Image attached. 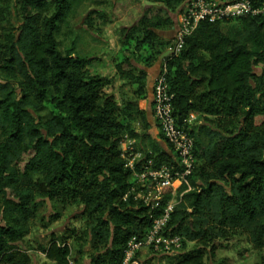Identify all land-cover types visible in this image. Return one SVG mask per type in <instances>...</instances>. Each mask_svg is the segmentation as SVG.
<instances>
[{
	"label": "trees",
	"instance_id": "trees-1",
	"mask_svg": "<svg viewBox=\"0 0 264 264\" xmlns=\"http://www.w3.org/2000/svg\"><path fill=\"white\" fill-rule=\"evenodd\" d=\"M85 1L0 0V264L33 262L19 243L37 220L48 228L62 219L61 211L42 214L49 204L82 206L76 218L83 226L50 233L37 248L48 264H122L129 241L142 239L173 199L169 188L156 208L146 201L150 180L140 174L181 165L163 133L151 135L140 101L148 97L147 69L176 46L156 31L176 28L172 14L185 0H154L160 6L144 8L124 33L116 72L135 91L122 104L108 90L110 78L91 72L96 59L78 53L76 40L62 48V25ZM91 1L107 10L90 12L88 27L125 14L121 0ZM12 7L17 22L7 30ZM131 55L145 67L135 66ZM163 63L174 116L193 137L195 154L191 188L177 190L166 230L181 236L182 251L164 255L167 264L213 262L216 242L238 230L253 231L263 245L264 16L200 22L181 52ZM126 137L151 140L152 150H143L133 167L122 149Z\"/></svg>",
	"mask_w": 264,
	"mask_h": 264
},
{
	"label": "rangeland",
	"instance_id": "rangeland-1",
	"mask_svg": "<svg viewBox=\"0 0 264 264\" xmlns=\"http://www.w3.org/2000/svg\"><path fill=\"white\" fill-rule=\"evenodd\" d=\"M10 2L11 5H13L15 0H10ZM152 4L160 6V4L155 3L154 0H121L120 7L125 10V14L121 17L120 21L113 24H103L98 20H94V25L88 27L85 23L86 16L94 10L96 12H102L103 10H107V8L97 7L92 4L91 0H86L82 5L75 8L67 21L62 25L59 36L62 48H70L76 40L78 53L96 59L90 67L91 72L100 73L110 78L111 84L108 86V90L115 94L120 104L130 98H134L135 91L134 86H125L124 82L119 79L116 72V64L121 58L122 48L125 43L124 33L127 29H130L137 24L143 15L144 8L151 6ZM179 10L177 13L172 14L175 22L178 21ZM8 11L6 23L4 25L7 30H11L12 25L17 22L16 13L13 7ZM156 32L161 37L159 38L162 42H167L166 39H168L172 44H175L174 25L168 29ZM164 32H169V35L165 36ZM136 36L142 35L137 33ZM162 37H166V39H163ZM131 57L134 59V65L139 69L145 67V64L141 60L139 61V59H136L132 55ZM159 61L160 58L153 62L151 67H155ZM163 64V61H161L159 68L162 69ZM0 77L3 78V72L1 69ZM149 77L148 84L151 78ZM150 91L153 90L148 87V94ZM51 113L52 111L48 110L45 114ZM132 124L138 131H143L141 129L142 123L135 120ZM150 132L153 133V128H150ZM152 133L151 135H153ZM158 134L159 133L156 131L154 136L158 137ZM122 149L125 152H128L127 156L130 163L134 165L135 162L144 158L145 154L143 153V150H152L151 140L145 139L140 142L139 140L126 137L122 142ZM178 198L179 196L174 195L173 199L175 202H179ZM81 208L82 206H71L68 208L59 206L55 209L49 204V206H45L41 209L42 214H46L47 216H50L57 211H61L63 217L48 228L43 227L42 223L37 220V222H34L33 224L32 232L19 243V246L23 250H27L32 256L33 262L31 264L49 263L45 255L37 250V248L39 245L47 243L50 233L60 234L63 230H67L68 228H81L83 226L82 219L76 218L77 214L80 213ZM193 245L194 242L188 243V247H192ZM216 245L218 246L216 258L213 262H209L208 264H264V244L260 246L254 242L253 231L242 232L241 230H238L236 234L230 237V239L219 240L216 242ZM149 258H153L155 264H158L160 261H162V264H167L166 257L153 249L147 248L145 254L142 253V250L136 254V259L139 262H143ZM71 264L74 263L71 262Z\"/></svg>",
	"mask_w": 264,
	"mask_h": 264
},
{
	"label": "built area",
	"instance_id": "built-area-1",
	"mask_svg": "<svg viewBox=\"0 0 264 264\" xmlns=\"http://www.w3.org/2000/svg\"><path fill=\"white\" fill-rule=\"evenodd\" d=\"M243 16H264V0H185L175 28L176 46L172 49L173 54L177 55L181 52L185 36L194 32L200 22H217ZM173 98L174 95L170 92L166 79V65H164L154 85V115L160 123L165 139L178 153L181 169L172 171L163 167L158 170L147 169L140 174L144 182L150 180L146 186L148 188L146 201L154 202L153 208L160 204L167 189H172L174 198L183 184L191 188L187 176L192 172L195 163L194 139L177 123L174 116ZM131 166L133 167L132 163ZM176 203L172 199L167 204L142 239L133 237L129 241L122 264H140L136 259V254L147 248L172 256L182 251L181 236L166 233Z\"/></svg>",
	"mask_w": 264,
	"mask_h": 264
},
{
	"label": "crops",
	"instance_id": "crops-1",
	"mask_svg": "<svg viewBox=\"0 0 264 264\" xmlns=\"http://www.w3.org/2000/svg\"><path fill=\"white\" fill-rule=\"evenodd\" d=\"M165 36L169 35V32H164ZM166 38V37H165ZM161 64V62L159 61L158 64L155 67H150L147 69L148 74L150 75V82L148 84V87L150 89H152L154 91V84H155V80L158 77L159 73L161 72V68H159V65ZM150 91L148 94V98L146 100H141L140 101V106L142 109H144L147 113V116L149 118V122L153 128V137L156 138V136H154V133L157 131L158 133L161 131V129L158 127V122L155 118L154 115V92ZM195 118V117H194ZM147 251V249H143L142 253L145 254V252Z\"/></svg>",
	"mask_w": 264,
	"mask_h": 264
},
{
	"label": "water",
	"instance_id": "water-1",
	"mask_svg": "<svg viewBox=\"0 0 264 264\" xmlns=\"http://www.w3.org/2000/svg\"><path fill=\"white\" fill-rule=\"evenodd\" d=\"M177 25V22H176ZM174 51L172 49L167 50L161 57H160V62L163 61L166 57H168L169 55L173 54Z\"/></svg>",
	"mask_w": 264,
	"mask_h": 264
}]
</instances>
